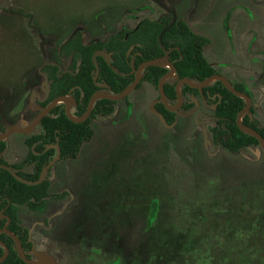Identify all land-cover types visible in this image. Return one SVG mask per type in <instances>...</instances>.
<instances>
[{
    "label": "flooded vegetation",
    "instance_id": "obj_1",
    "mask_svg": "<svg viewBox=\"0 0 264 264\" xmlns=\"http://www.w3.org/2000/svg\"><path fill=\"white\" fill-rule=\"evenodd\" d=\"M138 1H142V5L136 8L127 7L134 3L133 0L124 3L118 1L115 13L111 14V9H108L105 18L95 17L91 22L80 20L59 32H49L50 39L46 36V40L39 46L41 53L37 52L35 66L28 65L18 82L16 78L13 84H7L6 90L0 89L3 92L0 94V134L12 127L25 130L41 116L29 132L13 133L0 141V173L4 175L5 171L18 183L43 187L46 191L45 195H38V199L32 198L31 204H12L10 200L5 201V198L0 201V236L8 243L12 241V248L20 260L14 240L3 233V229L18 238L27 260L36 262L39 260L37 255L43 254L59 264L50 251L46 253L38 250L32 237L36 233L46 239L58 240L52 233L65 221L76 201L65 181L70 175L68 167L79 159L81 150L74 158L69 156L68 148L63 144L68 132L66 120L89 127L94 136L95 127L114 126L128 120L134 107L132 94L140 93L148 87L150 91L154 89L156 94L150 99L149 115L162 128L172 132L175 129L176 132L181 130V124L190 123L191 119L195 126L200 123L202 134L194 132L191 136L201 138L207 154L216 157L221 152H228L225 143L231 137L232 128L231 120L217 116L216 111L224 99L227 103L232 100L225 91L236 97L221 81L213 78L219 76L234 90L249 98V107L240 118L241 123L258 133L264 128L259 127L254 119L255 111L262 106L255 95L260 92L264 97V44L260 45V31L244 27L238 33L247 40L237 39L235 42L234 30L226 21L231 19L233 9L238 13L240 7L249 9L244 8L246 1L232 0L228 6L232 9L225 14L219 42L212 39L203 28L199 29L200 16L196 14L198 0ZM241 11L244 19L247 16ZM251 12L253 18L259 16L255 10ZM238 13L237 23L243 24ZM237 25L239 28L240 25ZM82 48L92 49V68L87 65L88 50ZM192 59L201 60L207 67L199 66L196 69L197 74L194 76L202 78L199 81L179 76L178 67L190 64ZM156 60L165 61L175 68L173 76L166 78L163 84L165 103L161 101L158 83L170 73V68L145 66ZM209 78L212 81L200 89L178 84L183 79L199 84ZM135 81L133 90L125 97L118 100L98 99L88 112L95 94L115 97ZM164 87H171L174 97H167ZM239 99L243 104L236 115V126L238 114L246 107V102ZM177 105L176 111L168 109ZM153 109L162 116L165 124ZM67 113L74 119L85 118L74 123ZM121 115L123 118L118 121ZM208 121L212 123L210 126L206 124ZM204 129L210 142L208 147L204 143ZM13 135H17L18 139L10 140ZM209 147L215 151L210 152ZM257 148L259 144L257 147L241 149L238 153L242 155L244 151H256ZM263 155L261 153L259 158L254 155L253 158L260 159ZM10 182L6 180L3 190L12 188ZM27 215L32 217L31 229L25 225ZM12 224L16 233L9 229ZM4 241L0 240V259L4 255L6 257L1 263L10 253Z\"/></svg>",
    "mask_w": 264,
    "mask_h": 264
},
{
    "label": "rangeland",
    "instance_id": "obj_2",
    "mask_svg": "<svg viewBox=\"0 0 264 264\" xmlns=\"http://www.w3.org/2000/svg\"><path fill=\"white\" fill-rule=\"evenodd\" d=\"M118 1L124 3L127 0H0V89L6 90L8 83L13 84L16 78H21L35 54V46L39 48L49 32H59L80 20L91 22L95 17L105 18L108 9H111V14L115 13ZM133 1L127 7L142 5V1ZM245 1L244 8L249 9L240 7L237 9L239 13L233 9L231 19L226 21L234 30L235 42L237 39L247 40L239 35L238 30L251 27L260 31L262 45L264 0ZM255 2L263 4L255 5ZM230 4L232 0H198L196 14L200 16L199 29L203 28L217 42L221 41L225 14L232 9L228 8ZM106 6V10L96 12ZM241 10L247 16L244 19ZM251 10L259 16L253 18ZM237 13L243 24L237 23ZM35 64L33 62L31 66ZM154 95V89L150 91L148 87L140 93L134 92L131 96L134 102L131 117L118 125L95 127L94 136L81 148L79 159L70 164L71 169L68 167L70 175L65 182L76 201L65 221L52 233L58 240L46 239L36 233L32 237L36 248L41 252L50 251L59 264H124L123 254L117 248L118 235H123L122 243L127 244V234L132 233L133 222L147 220L145 214L149 203L144 197L146 192L149 196L151 189L154 190L156 185L162 187L165 183L176 195L185 193L184 196H188H180L173 202L174 208L187 211L204 204L214 191L215 183L205 180L194 193L195 183L199 181L196 175L230 173L226 169L227 157L207 161L200 151L189 150L185 138H190L194 132L201 135L200 123L195 126L191 119L190 123L181 124V130L172 132L162 128L149 115V102ZM255 98L262 106L255 111L254 119L262 127L264 97L258 92ZM122 118L121 115L117 120ZM206 124L210 126L212 123L208 121ZM16 139L17 135L10 138L12 141ZM208 150L215 151L210 147ZM242 155L252 159L255 149L244 151ZM189 191L190 196L187 194ZM106 215L110 217L104 220ZM142 215L145 216L143 219ZM31 220L32 217L27 215L24 220L27 229L32 227ZM106 221L112 222L110 229H107L109 225ZM141 227L139 224V232L144 234ZM111 232L116 241L111 238Z\"/></svg>",
    "mask_w": 264,
    "mask_h": 264
},
{
    "label": "trees",
    "instance_id": "obj_3",
    "mask_svg": "<svg viewBox=\"0 0 264 264\" xmlns=\"http://www.w3.org/2000/svg\"><path fill=\"white\" fill-rule=\"evenodd\" d=\"M38 33L42 35L40 31ZM35 50V54L32 51L33 56L28 65L37 61V52L41 53L37 45ZM81 50H88L87 65L92 68L90 61L92 49ZM199 66L207 68L201 60L192 59L190 64L178 67L179 76L199 81L202 78L194 76ZM164 89L167 97H174L171 87ZM225 93L232 100L227 103L224 99L218 106L216 115L228 118L232 122L231 137L225 143L228 152L210 157L203 147L201 138L191 136L185 138V143L189 145L190 151H200L207 161L227 157L226 163L229 168L226 169L230 170V173L196 175L195 178L199 181L195 183L194 193L205 180L208 183H215L214 191L204 204L191 207L187 211L174 208L173 202L180 196L184 198L188 196H184L185 193L176 195L165 183H162V187L158 188L156 185L154 190L151 189L148 192L149 196L146 192L144 197L149 203L145 214L147 220L143 219L145 216L142 215L141 223L133 222L132 233L127 234L129 238L127 244L122 243L123 235H118L120 239L117 248L123 254L124 264H264V155L260 159H248L238 153L241 149L257 147L258 142L240 132L235 125L237 112L243 104L242 100L226 91ZM164 118L166 119L165 116ZM66 122L68 132L65 136L66 142L63 144L68 148L69 156L74 158L91 139L93 132L85 125L73 124L68 120ZM259 133L264 138V128L260 129ZM191 145L193 146L190 147ZM175 148L177 149L176 146ZM7 179L11 180L12 188L3 190V184H6ZM45 194L43 187L26 186L15 181L7 172L4 171V175L0 173V201L5 198V201L10 200L12 204H31L32 198L38 199V195ZM187 194L190 196V191ZM108 217L110 215H106L104 220ZM103 223L104 221L101 222ZM105 223L109 225L107 229L112 227V222ZM139 224L144 234H140ZM9 229L16 233L13 224ZM113 232L111 238L116 241ZM0 240L4 241L3 236H0ZM4 242L10 253L1 264H23L12 248V241Z\"/></svg>",
    "mask_w": 264,
    "mask_h": 264
},
{
    "label": "water",
    "instance_id": "obj_4",
    "mask_svg": "<svg viewBox=\"0 0 264 264\" xmlns=\"http://www.w3.org/2000/svg\"><path fill=\"white\" fill-rule=\"evenodd\" d=\"M148 65H153V66H159V67H166V66H169L170 68V73L168 75H166L165 77H163L162 79H160L159 83H158V90H159V93H160V96H161V101L165 103V95H164V92H163V84H164V81L166 78L170 77V76H173V73L175 72V68L170 65V64H166L165 61H151L147 64H145V66H148ZM213 78H216L218 79L219 81H221L225 87L233 94L235 95L236 97H239V98H242L245 102H246V107L238 114L237 116V126L238 128L240 129L241 132L249 135V136H252L254 137L257 141H258V144H259V148L256 149L255 151V155L257 156V158L260 157L261 153H264V139L262 138V136L256 132L255 130L243 125L240 121V118L247 112L248 110V107H249V98L241 93V92H238L236 90H234L230 85L229 83L223 79L222 77H213ZM176 79V77H175ZM212 81V78H209L205 81H203L202 83H191L189 82L188 80H180L178 82V84H188L190 85L191 87H194V88H197V89H200L204 86H206L207 84H209L210 82ZM136 85V81L129 87H127L123 92H121L120 94H118L117 96H107V95H102V94H95L91 101H90V105H89V108H88V112L91 110V107L92 105L94 104V102L98 99H101V98H108L110 100H118L120 98H123L125 97L126 95H128L134 88V86ZM179 96V94H178ZM60 100H62L63 102L65 101V99L61 98ZM58 101V100H56ZM55 101V103H56ZM168 108V107H167ZM178 108V105L176 107H174L173 109L171 108H168L169 110L171 111H176ZM160 119L161 121L165 124V121L164 119L162 118V116L156 111V110H152ZM87 112V114H88ZM69 119L74 122V123H79L81 121L84 120L85 117L83 118H80V119H74L72 118L68 113H67ZM41 117V116H40ZM40 117H38L27 129L25 130H19L17 129L16 127H12L10 129H8V131H6L5 133L3 134H0V141L4 140L6 137H8L9 135L13 134V133H27L29 132L30 130H32L35 125L37 124V122L39 121ZM203 135H204V143H205V146L208 147L210 145V142L209 140L207 139V132H206V129L203 130ZM22 181V180H21ZM23 183H26V184H33V183H27L25 181H22ZM3 233L7 234L9 237H11L15 244H16V251L18 252V255L19 257L21 258V260L23 262H25L26 264H56V262L54 261V259H52L50 256H47V255H43V254H39L37 255V257L39 258L38 261L36 262H31L29 260L26 259L25 255H24V252H23V249H22V246H21V243L20 241L18 240V238L13 235L12 233L8 232L6 229H3L2 230ZM6 255H4L1 259H0V263L5 259Z\"/></svg>",
    "mask_w": 264,
    "mask_h": 264
}]
</instances>
